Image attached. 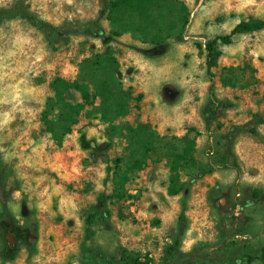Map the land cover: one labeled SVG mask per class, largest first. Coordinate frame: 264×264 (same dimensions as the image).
<instances>
[{
    "label": "rangeland",
    "instance_id": "374dc122",
    "mask_svg": "<svg viewBox=\"0 0 264 264\" xmlns=\"http://www.w3.org/2000/svg\"><path fill=\"white\" fill-rule=\"evenodd\" d=\"M22 1L68 43L23 19L0 27V264H122L121 249L152 264H264V126L233 128L264 118V30L222 46L214 92L230 106L210 129L204 117L206 41L263 20L264 0H155L101 28L104 0L0 7ZM81 88L93 106L79 108ZM187 137L196 163L170 196ZM135 161L145 167L132 172Z\"/></svg>",
    "mask_w": 264,
    "mask_h": 264
},
{
    "label": "trees",
    "instance_id": "16d2710c",
    "mask_svg": "<svg viewBox=\"0 0 264 264\" xmlns=\"http://www.w3.org/2000/svg\"><path fill=\"white\" fill-rule=\"evenodd\" d=\"M155 0H104V8L100 11L95 25L97 27L101 26L103 20L112 19L120 11H130L136 14H144L153 5ZM25 2L16 3L10 7H0V27L5 21L23 19L28 22L33 27L40 30L49 45L55 47L61 43L67 44L68 39L63 33V30L55 26L54 24L41 19L36 14L32 13L24 4ZM101 28V27H100ZM264 30V19L263 20H243L241 21L229 35L217 37L215 39H209L206 41L204 48L207 52V70L212 86L210 89V99L204 110V117L206 121L207 129H210L213 123L218 119L220 112L225 110L230 106L228 103L219 101L214 92V79L215 73L213 70L218 67L219 60L223 55L222 46H228L233 43V38L236 35L249 34ZM114 38L105 37L104 43L107 44L111 42ZM82 94V103L79 105L80 109H84L87 106H93L95 104V95L92 94L88 89H80ZM264 126V118L258 114L252 116L251 122L246 126H234V134H239L241 132H248L250 134H257V127ZM81 144L84 149L90 148V143L86 140L85 136H82ZM186 148L182 154L175 157L172 162L171 167V182L168 189L170 196H177L180 194V169L185 163L195 164L196 160L194 157V141L189 137L186 139ZM145 163L142 161H135L130 170L133 172L135 169H143ZM254 197L259 199L261 193L259 191L254 192ZM95 223V217L90 216L87 220L86 238L90 239L93 236L92 226ZM186 226V214L182 212L179 217V228H178V238L184 235ZM86 251V250H85ZM94 254H97L96 251ZM88 255V254H87ZM122 264H152L151 259H140L128 253L127 250L121 249ZM114 259L111 257H105L99 264H113Z\"/></svg>",
    "mask_w": 264,
    "mask_h": 264
},
{
    "label": "water",
    "instance_id": "95a60500",
    "mask_svg": "<svg viewBox=\"0 0 264 264\" xmlns=\"http://www.w3.org/2000/svg\"><path fill=\"white\" fill-rule=\"evenodd\" d=\"M105 148H106V145H102V146H101V149H105ZM103 160H104L105 162H108V158H107V157H104ZM8 240H9L10 244L12 245V242H13V241H12V236H11V234L8 235Z\"/></svg>",
    "mask_w": 264,
    "mask_h": 264
}]
</instances>
